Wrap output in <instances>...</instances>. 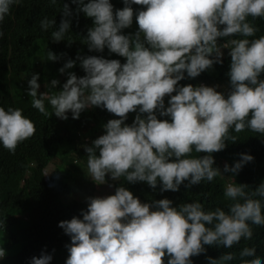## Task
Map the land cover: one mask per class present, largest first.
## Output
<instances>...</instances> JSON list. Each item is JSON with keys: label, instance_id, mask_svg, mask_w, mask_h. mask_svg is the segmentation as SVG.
Wrapping results in <instances>:
<instances>
[{"label": "clouds", "instance_id": "1", "mask_svg": "<svg viewBox=\"0 0 264 264\" xmlns=\"http://www.w3.org/2000/svg\"><path fill=\"white\" fill-rule=\"evenodd\" d=\"M69 2L75 12L92 20L83 37L88 49L107 48L124 62L78 56L84 75L67 72L59 90V81L52 79L46 85L49 91L38 93L39 73H33L25 90L32 107L45 116L47 101L51 114L60 119H67L69 112L76 119L92 106L118 117L108 119L103 134L84 145L86 173L97 187L106 182V174L113 181H142L153 189L159 182L161 192L176 191L185 181V187L211 182L223 175L211 153L222 150L226 140L237 139L229 129L264 135V35L255 36L258 29L248 20L264 18V0H123V7L115 11L110 0ZM20 3L0 0V21L9 13L11 17L13 5ZM49 3L56 5L57 0ZM133 4L143 7L134 10ZM62 11L65 17L71 15L67 3ZM134 16L136 31L124 33ZM54 23L43 17L40 29H51L53 41L65 39L70 20L62 18L53 28ZM222 37L230 38L218 43ZM222 48L230 57L227 94L217 85L177 83L185 75L194 78L222 63ZM48 59L57 57L49 51ZM75 63L68 59L58 71L64 73ZM129 112L136 113L131 124L124 123ZM157 113L167 118L158 119ZM34 131L21 108L0 106V146L14 152ZM193 151L205 154L193 156ZM251 159L241 153L231 166L224 164L223 172L233 179ZM248 189L227 183L224 197L231 203L226 208H205L197 200L177 206L168 198L141 202L123 184L113 194L89 196L87 207H77L57 222L70 237L65 264H192L191 257L204 252L205 245L228 249L248 241L251 228L264 227V181ZM5 251L0 247V264ZM51 259V253L41 250L29 264H49ZM207 259L208 264H229L234 257L225 252ZM235 260L264 264L254 258V249L239 250Z\"/></svg>", "mask_w": 264, "mask_h": 264}, {"label": "trees", "instance_id": "2", "mask_svg": "<svg viewBox=\"0 0 264 264\" xmlns=\"http://www.w3.org/2000/svg\"><path fill=\"white\" fill-rule=\"evenodd\" d=\"M110 2L114 11L123 7V0ZM65 3L71 11V15L67 17L63 16L62 11ZM132 7L135 10L143 6L133 4ZM75 8L69 0H57L56 5H51L49 0H21L19 5H13L12 16L10 17L9 13L0 21V33H3L0 35V106L21 108L22 114L35 126L32 136L18 143L14 152L10 153L0 146V247L6 248L2 264H29L30 258L39 256L41 250L51 253L49 264H65L68 256L65 245L70 243V237L62 232L63 229L58 227L57 222L76 212L77 207H87V197L113 194L115 187L121 184L141 202L168 198L172 201V206H177L197 200L205 208H226L231 203L224 197V187L227 183L247 185L250 191L264 181V135L251 133L247 129L232 133L229 129L230 134L236 135L237 139L226 140L222 150L211 153L214 166L223 174L214 177L211 182L202 181L185 187V181L176 191L161 192L159 182L156 189H153L142 181H113L106 174V182L97 187V183L86 173L87 153L84 151V145H91L92 140L103 134L105 130L102 125L108 119L118 117L102 107L92 106L82 110L76 119L72 118L71 112L67 114V119H60L54 113L51 114L52 109L47 101L45 106L49 115L45 116L32 107V98L25 90L28 87L27 80L33 73H39L38 93L49 91L46 85L52 79L59 81L56 86L59 90L67 79V72H74L78 77L84 75L78 56L97 55L124 62V57L110 53L107 48L99 52L88 49L83 37L92 20L75 12ZM43 17L54 20L53 28L59 25L62 18L69 19L70 26L66 38L53 41L50 37L51 29L42 31L39 21ZM248 20L258 29L255 36L264 35V18L248 17ZM137 27L134 16L133 24L122 31L134 33ZM229 38H217L218 43L222 44ZM49 51L57 59L49 60ZM221 51L224 53L221 57L222 63H214L211 68L194 78L185 75V78L177 83L193 86L201 83L217 85L218 91L227 94L229 86L226 73L230 57L227 55V48H222ZM68 59L76 60V63L64 73L59 72L58 69ZM164 100L167 106V95ZM135 114L129 112L124 123L131 124ZM157 117L167 118L160 117L158 113ZM241 153L250 155L252 159L233 176V181L229 176L231 173L223 172V166L225 163L231 166L239 159ZM204 154L193 151L191 155ZM84 193L86 198L82 197ZM69 197L70 199H67ZM261 216H264V211ZM2 226H6V230H3ZM250 232L248 241L241 240L228 249L205 245L204 252L191 257L192 264H208V257L218 258L225 252L232 253L234 257L229 264H247L235 260L241 249H254V258L264 260V227L251 228ZM24 247L25 260L22 262ZM162 259L166 262L167 256Z\"/></svg>", "mask_w": 264, "mask_h": 264}, {"label": "rangeland", "instance_id": "3", "mask_svg": "<svg viewBox=\"0 0 264 264\" xmlns=\"http://www.w3.org/2000/svg\"><path fill=\"white\" fill-rule=\"evenodd\" d=\"M49 169H51V167H50ZM95 185H96V184H95ZM100 185H101V184H100ZM82 197H85V198H86L87 196H86V194L84 193V194H82Z\"/></svg>", "mask_w": 264, "mask_h": 264}]
</instances>
